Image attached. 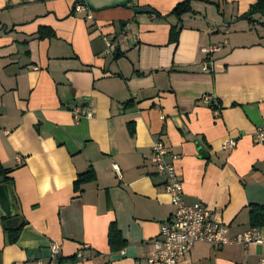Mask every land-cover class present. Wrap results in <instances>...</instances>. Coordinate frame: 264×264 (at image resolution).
Segmentation results:
<instances>
[{
	"label": "crops",
	"instance_id": "obj_1",
	"mask_svg": "<svg viewBox=\"0 0 264 264\" xmlns=\"http://www.w3.org/2000/svg\"><path fill=\"white\" fill-rule=\"evenodd\" d=\"M185 1L0 0V165L24 222L10 244L0 214V264H150L175 211L150 162L156 141L176 157L185 204L202 203L230 236L252 229L251 207H264V147L253 141L264 15L242 17L260 0H188L192 14L171 16ZM85 106L93 116L75 121ZM90 169L95 181L75 190ZM258 229L261 243H196L178 264H259Z\"/></svg>",
	"mask_w": 264,
	"mask_h": 264
},
{
	"label": "built area",
	"instance_id": "obj_2",
	"mask_svg": "<svg viewBox=\"0 0 264 264\" xmlns=\"http://www.w3.org/2000/svg\"><path fill=\"white\" fill-rule=\"evenodd\" d=\"M74 11L85 12L87 19L92 16L91 11L86 10L80 3L75 5ZM106 46L109 49L108 41H106ZM214 50L218 49H202V52L207 54ZM203 70H207L206 65L203 66ZM201 101L203 103L210 102L207 97H203ZM92 116L93 110L91 106L74 110L75 121H79L81 118L90 119ZM253 141L255 144L264 147V123L256 128ZM223 146L232 148L235 146V141L227 140ZM168 156L170 155L167 148L160 141L153 143L150 162L155 168L156 176L164 178V190L169 196L170 203L175 211L160 226L158 237L153 242L154 248L148 263L178 264L196 243H205L214 248L227 246L247 248L250 245L261 243L258 228H252L230 236L229 229L216 222L212 217L211 211L202 203L185 204L182 199V184L173 166L176 157L170 156L171 162H168L166 161ZM113 169L116 171L115 166H113ZM49 252L52 258H56L59 254V246L55 243L51 244ZM259 264H264V259H261Z\"/></svg>",
	"mask_w": 264,
	"mask_h": 264
},
{
	"label": "trees",
	"instance_id": "obj_3",
	"mask_svg": "<svg viewBox=\"0 0 264 264\" xmlns=\"http://www.w3.org/2000/svg\"><path fill=\"white\" fill-rule=\"evenodd\" d=\"M192 10L190 8L189 1H185L181 4H178L170 13L171 16L176 17L178 20L181 18V16L186 15V14H192ZM252 14H261L264 15V0L258 1L256 4H254L249 12L244 15L242 18L243 19H249V17ZM178 30L176 28H172L170 31V40L175 41L176 36H177ZM39 38L43 37H51L52 32L48 29H40L39 32ZM8 172L2 168L0 165V179H2V183L8 184L9 185V179L7 178ZM95 181V175L94 172L90 169L87 172L78 175L77 180L73 184V187L75 190L79 191L80 187L82 185L88 184V183H93ZM1 184V182H0ZM1 220L3 224L5 225V229L9 234V242L10 244H13L16 242L19 232L21 228L24 225V222L21 221L18 216L16 215L14 221L16 223V226L11 227L8 225L9 221L6 220L5 218L1 217ZM249 223L251 228H260L264 225V207H257V206H252L251 210L249 212ZM107 238L110 246L113 249H121L124 246V242L121 241L119 233L114 225H111L109 227L108 233H107ZM119 241V244L114 248V244Z\"/></svg>",
	"mask_w": 264,
	"mask_h": 264
},
{
	"label": "water",
	"instance_id": "obj_4",
	"mask_svg": "<svg viewBox=\"0 0 264 264\" xmlns=\"http://www.w3.org/2000/svg\"><path fill=\"white\" fill-rule=\"evenodd\" d=\"M138 13L151 12L150 10H136ZM0 214L1 217L5 218L9 222H12L16 217V212L13 209L10 186L8 184L2 183V179H0Z\"/></svg>",
	"mask_w": 264,
	"mask_h": 264
}]
</instances>
